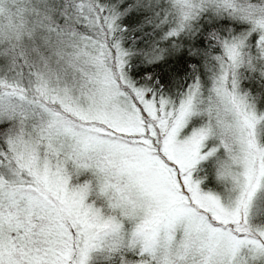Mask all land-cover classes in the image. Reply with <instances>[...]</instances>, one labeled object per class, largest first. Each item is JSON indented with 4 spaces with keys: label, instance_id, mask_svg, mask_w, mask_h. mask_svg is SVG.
<instances>
[{
    "label": "snow or ice",
    "instance_id": "1",
    "mask_svg": "<svg viewBox=\"0 0 264 264\" xmlns=\"http://www.w3.org/2000/svg\"><path fill=\"white\" fill-rule=\"evenodd\" d=\"M0 264H264V0H0Z\"/></svg>",
    "mask_w": 264,
    "mask_h": 264
}]
</instances>
